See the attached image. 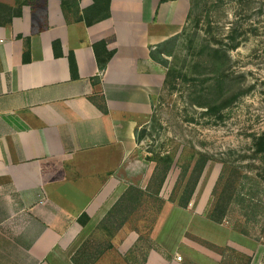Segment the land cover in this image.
<instances>
[{"label": "crops", "instance_id": "1", "mask_svg": "<svg viewBox=\"0 0 264 264\" xmlns=\"http://www.w3.org/2000/svg\"><path fill=\"white\" fill-rule=\"evenodd\" d=\"M79 1L89 20L98 17L90 11L95 0ZM0 3L16 7V0ZM190 9L191 0H111L109 18L91 25L67 19L61 0L29 3L11 23L0 12V264H75L87 240L95 264H133L143 226L159 247L143 264H185L177 256L194 216L164 187L154 220L155 209L144 206L111 240L98 227L131 186L149 184L156 165L138 137L166 80L151 51L184 31ZM100 42L102 59L115 52L104 70L94 48ZM95 95L105 98L107 113ZM98 234L104 237L95 241Z\"/></svg>", "mask_w": 264, "mask_h": 264}, {"label": "rangeland", "instance_id": "2", "mask_svg": "<svg viewBox=\"0 0 264 264\" xmlns=\"http://www.w3.org/2000/svg\"><path fill=\"white\" fill-rule=\"evenodd\" d=\"M193 1L191 17L185 34L173 49L174 56L160 55L170 69L176 70V78L172 85H165L156 99L153 114L139 133L141 145L149 156L168 153L175 156L162 193L169 199L181 166L196 154L212 158L189 205L194 223L185 235L187 242L178 251L181 258L175 253L179 261L221 264L220 251L229 246L236 253L250 255L251 264H264V159L254 153L255 139L264 135V0ZM232 32L240 34L236 49L229 48L228 37ZM207 46L227 50L228 61L219 75L209 70L207 55H198ZM222 75L226 83L223 91L217 87ZM210 104L222 107L211 113ZM225 163L238 170L239 192L257 195L260 207L248 213L235 208L219 224L210 221L208 215L214 202L213 190ZM202 205L206 206L204 212L197 214ZM145 206L156 205L150 201ZM155 212H151V220ZM157 219L159 222V214ZM143 220L148 226L147 219ZM178 231L174 229L173 236ZM102 236L98 234L94 240H102ZM151 237L149 227L143 226L141 241L134 250L136 256H129L131 260L136 257L133 264H143L148 251L159 248ZM236 253L227 251L228 260L235 259Z\"/></svg>", "mask_w": 264, "mask_h": 264}, {"label": "trees", "instance_id": "3", "mask_svg": "<svg viewBox=\"0 0 264 264\" xmlns=\"http://www.w3.org/2000/svg\"><path fill=\"white\" fill-rule=\"evenodd\" d=\"M36 0H16V7H10L6 4L0 3V12H7L10 15V18L6 21V23H11L13 16H21L22 8L29 3L35 2ZM63 11L67 19L71 16L72 19L76 22L85 21L86 24L91 25L96 22H100L104 19L109 18L110 16V2L111 0H106L105 7L102 8L100 4V0H95L94 6L90 9L91 13H95L98 17L93 20H89L87 14H82L80 11V1L79 0H61ZM166 1V0H163ZM243 1V0H240ZM194 1L191 0V9L189 13V19L192 14ZM104 12V14H103ZM188 19V22H189ZM186 29V27H185ZM184 29V31H185ZM171 38L166 43H163L157 47L156 50L151 51V56L158 60L165 67H168L167 60H163L160 55L166 54L168 56H174V50L179 41L185 34V32ZM239 33L232 32L229 35V39L231 41L230 49H236L239 46L237 42V38L239 37ZM168 45V46H167ZM61 43L59 41L54 42V50L57 56H62V52L59 51ZM167 46V48H166ZM105 48V42H100L94 45L98 61L102 70L107 67L109 60L113 57L115 52H109L102 59L100 57V53L98 50L100 48ZM172 50H169L168 48ZM207 55L206 62L209 64V70L212 73H216L217 75L220 70H222L225 63H227L228 53L227 50L222 48H213L211 46H207L203 48L198 55L203 56ZM30 53L27 51L25 53V60H30ZM176 58V56H175ZM70 69L73 78L78 77V68L77 62L74 56V53L71 52L69 55ZM176 70L170 69L168 67V72L166 73V84H173V80L176 78L175 75ZM224 76L222 75L218 77L217 87L221 91H223V83ZM222 80V83H221ZM224 81V82H223ZM91 99L93 102L105 113L108 112V108L105 102L104 97H99L98 95L92 96ZM220 105H209L208 111L211 113H216L221 109ZM138 140L141 141L142 137L139 136ZM254 153L256 156H262L264 159V135L257 137L254 141ZM147 160L150 162L156 163L154 172L151 176L149 184L145 190L138 187H130L125 195L120 199V201L115 205V207L109 212V214L105 217V219L101 222L98 229L100 232L105 234L109 240L113 239L115 234L127 223L130 219L137 214V212L143 208L148 202L152 201V204L156 205L155 211L159 213L165 200L161 198V192L163 187L168 179L169 174L172 171V168L175 164V156L171 153L168 154H157L153 156L147 157ZM212 161V158L205 154H196V156H192L189 161L185 163V165L181 166V172L178 177V180L174 186V189L171 193L169 201L177 204L180 208L188 209L192 199L195 195L197 187L202 179L204 171ZM239 179H238V170L231 169L226 163L224 164L222 173L219 177V180L213 190L214 202L212 208L209 212L208 218L210 221L214 223H223L234 211L235 208H240L247 213L250 210H256V208L260 207V202L257 203L255 194L248 191L243 194L239 192ZM152 207V206H151ZM88 221L87 215H82L80 218V222L82 224H86ZM243 233L248 235V231L243 229ZM206 242V241H205ZM208 243V242H206ZM209 244V243H208ZM112 245H109L111 248ZM93 249V244L90 240H87L82 247L76 252L73 257V261L75 264H95L98 258L92 256L88 251ZM227 251H232L236 253V250H233L229 246H225L221 251L220 255L223 260L221 264H251L252 257L250 255L244 253H236V257L233 260H228ZM102 252L98 254L101 255Z\"/></svg>", "mask_w": 264, "mask_h": 264}]
</instances>
